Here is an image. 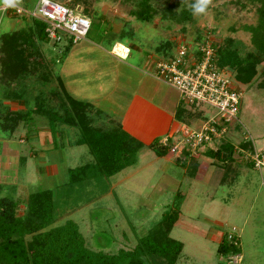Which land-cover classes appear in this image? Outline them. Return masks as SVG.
Returning a JSON list of instances; mask_svg holds the SVG:
<instances>
[{
    "label": "rangeland",
    "instance_id": "obj_1",
    "mask_svg": "<svg viewBox=\"0 0 264 264\" xmlns=\"http://www.w3.org/2000/svg\"><path fill=\"white\" fill-rule=\"evenodd\" d=\"M35 1L24 0L21 6L31 8ZM54 1L76 3L75 6L84 9L85 16L93 22L86 37L73 48H79L85 42L94 43L105 51L115 43L128 47L130 55L125 64L134 70V73L128 72L130 83L142 78L147 85L146 79L149 78L145 74L146 69L151 67L149 57L159 62L166 61L176 53L177 45H183L192 58L198 44L196 39L216 46L228 38L234 41L240 55L251 51L249 35L243 26L255 24V8L258 6L245 0H213L206 14L193 15L192 12L188 22L176 23L162 19L161 10L168 4L176 3L174 11L178 12L195 0H168L152 3V19L145 23L136 21L129 14L134 9V0L126 3L118 0ZM2 6L0 4V8ZM21 20L0 12V36L18 30ZM168 43L170 47L164 46ZM38 46L35 43L36 51L33 53H36L40 66L28 62L22 76H14L9 71L5 73L0 65V100L8 102L4 107L0 101V141H10L5 145L0 143V159L4 161L0 160V197L11 198L18 203V216L23 212V202L28 194L51 190L56 208V219L51 227L70 220L90 249L114 252L119 248L131 249L136 238L156 224L161 214L176 201L178 193L181 197L177 219L169 233L171 239L182 244L175 264H228L229 259L219 257L216 248L223 235L230 233L238 240L240 261L237 264H264V170L251 167L252 171L242 166L249 164V157L264 155V89L255 87L262 79L259 74L264 69V62L256 67L253 83H234L240 100L231 132L223 140L200 148L206 151L222 142L229 144L232 151L231 160L227 162L235 171L228 174L226 168L217 171L216 177L210 178L211 183H208L198 180L197 175H202L206 169L214 170L216 165L206 168L203 157L189 171L191 174L186 173L191 175L187 177L181 168L182 159L176 160L171 154L170 160L165 162L144 149L137 153L134 165L112 177L68 186L67 170L83 165L91 157L85 146L71 145L78 136L77 129L61 123L67 111L55 82L60 68L59 56L54 50L56 47L49 43ZM70 60L76 65L88 67H95L100 61L99 55L86 52ZM124 72H119V81L127 78ZM225 75L232 79L228 71ZM154 83L158 92L165 94L169 101L174 102L178 98L171 87L159 81ZM83 84L93 85L86 81ZM117 96L114 93L111 99L115 100ZM153 100L165 107L157 98ZM106 104L109 105V102L94 105L106 114L107 109L104 108L110 109L105 107ZM200 110L201 118L213 113L207 106H200ZM27 111L31 114L29 117L25 115ZM16 113L20 114L21 120L12 128L9 115ZM52 127L59 137L55 135L54 150L42 153V156L39 153L46 147L40 146L43 144L42 137L39 135L40 138L35 141L30 139L36 137L37 130ZM33 152H36L34 156ZM197 153L202 155L201 151H196L193 156ZM19 156L25 159L24 163L18 160ZM42 162L49 164V169L40 166L35 171V165ZM214 163L219 164L217 161ZM5 166L12 168L9 174L5 173ZM218 174H224L222 177L226 179L232 177L233 185L222 187L213 184ZM246 181L250 183L246 184Z\"/></svg>",
    "mask_w": 264,
    "mask_h": 264
},
{
    "label": "trees",
    "instance_id": "obj_2",
    "mask_svg": "<svg viewBox=\"0 0 264 264\" xmlns=\"http://www.w3.org/2000/svg\"><path fill=\"white\" fill-rule=\"evenodd\" d=\"M118 1L126 3L132 0ZM134 1L135 6L129 12L130 16L138 22L148 23L154 13L151 4L168 0ZM245 1L258 4L255 8V24L243 26V30L249 35L251 51L240 55L234 41L228 38L216 46L210 43L214 53V63L218 68L231 73L233 82L238 85L253 83L256 67L264 62V0ZM66 4L70 7L76 5L74 2H66ZM191 5L175 12L176 3L168 4L161 10L162 19H170L176 23L188 22L193 12ZM81 11L85 15V10ZM29 21L32 30L27 32L21 30L0 36L2 54L0 65L5 73L9 71L8 73L15 74L14 76H22L25 65L30 61L40 66L37 58L34 59L35 43H47V41L43 33V25L37 21ZM196 40L198 44L204 41ZM164 46L171 45L168 43ZM71 47L68 45L63 49L59 62ZM198 55L195 52V56ZM259 75L262 79L255 84V87L264 89V69ZM57 86L67 111L61 123L77 129L78 136L72 145L85 146L91 157L83 165L67 170V185L74 186L87 180L112 177L134 165L136 154L142 145L119 127L105 129L94 126L92 119L88 117L89 106L66 96L59 82ZM25 115L29 117L31 114L27 111ZM20 118L18 113L9 115L12 128L21 120ZM49 131L54 144L56 130L52 127ZM167 148L168 146H161L156 140L147 146L157 158L166 155ZM231 151V146L222 142L216 151L209 150L204 154L217 162L224 163L231 160ZM245 166L251 168L250 164ZM179 197L181 196L177 193L178 200L176 199L161 214L156 224L136 238L131 249L119 248L114 252L90 249L77 226L70 220L51 227L56 219L51 190L43 189L28 194L23 202L24 209L20 216L17 214L18 203L15 200L0 197V264H175L181 253L182 244L171 239L169 232L177 219ZM238 252L237 237L231 233V240H227L224 234L218 242L217 255L226 258L237 255Z\"/></svg>",
    "mask_w": 264,
    "mask_h": 264
},
{
    "label": "crops",
    "instance_id": "obj_3",
    "mask_svg": "<svg viewBox=\"0 0 264 264\" xmlns=\"http://www.w3.org/2000/svg\"><path fill=\"white\" fill-rule=\"evenodd\" d=\"M17 29L18 30H13L5 34H10L12 32L21 30L27 32L28 30H32V26L29 20L22 19ZM40 44L43 43H38L39 46ZM122 47L125 46L119 43H115L112 46L110 45L108 51H105L99 46L94 45V43L92 44L91 42H85L83 46H80L79 48H73L72 46L67 51L62 61L59 63L60 68L55 77L56 85L57 82H59L62 91L70 99L87 104L89 106L88 117L92 119V122L98 124L95 125L92 123L94 126L103 128V126L105 125V129L119 127L121 131H123L129 137H131L142 145V148L140 150H149L147 149V146L151 142L156 140L160 144V142L164 138L167 139L168 144L174 143L178 137V132L182 126H187L191 129H198L204 119L201 118L202 113H199L198 110H195L193 108L181 106L178 101V98L174 102H171V100L169 101L168 97L165 94H161L158 92L157 87L154 85V82L158 80L154 78L153 75L155 64L158 61L157 59H151L149 57V59L151 60V67L146 69L147 72L145 74L146 77L150 79H146L148 85L143 83L142 78V80H135L133 84L130 83V74L128 72L134 73V70H132L125 64V61L130 55V51L128 47H125V49ZM83 52H86L89 55H99L100 61L95 65V67H88L86 65H76L72 62V60H70L71 57L80 56V54H82ZM107 57H110L113 60ZM123 71H125L124 74L127 75V78H121V81H119V72ZM135 77L136 76H134L133 78L135 79ZM84 81H86L88 84L91 82L93 83V85H82ZM114 93L118 94L115 100L111 99ZM153 98H157L160 102H162V104H165V107L160 103L154 101ZM119 99L121 103H119ZM0 101L4 105V107L5 105H8V102L6 100L2 99ZM98 102H109V105L106 104L105 107L109 106L110 109H108L107 107L104 108L107 109L106 114L100 108L95 107L94 104ZM37 131L38 133L36 137L30 140H37L38 138H40L39 135L42 137L43 144H41L40 146L44 145L46 147L45 151H42L39 154L53 151L54 144L51 143L52 138L50 135V131L47 128L46 130L39 129ZM230 132L231 130L229 131V133ZM56 137L59 136L56 135ZM9 142L10 141H0V143H2L3 145ZM5 149L6 151L8 150V148ZM216 149H218V146H215L212 149H206V151H216ZM198 151H201L202 155H199L197 153L195 156H193L194 154H189L187 152H182L180 155L173 154L176 160L182 159V161L184 162L183 164H181V168L183 169V172L185 175H187V177H190L191 175H188L186 173H188L191 169L195 168L197 160L202 157L203 161H205V163L207 164L206 168L212 166L214 167V165H216V167L214 170L212 168V170L206 169L205 172L200 176L197 175L198 180H203L204 182L209 183L210 178H212L213 176L216 177L217 171L220 172L224 168H226L227 174L230 171H235V169L231 168V165H228V162H219V164H215V159L205 156V150L199 149ZM35 153L36 152H33V154H31L34 156ZM170 158L171 154H169L168 152L166 153V155L161 157V159L165 162L169 161ZM18 160L22 163L25 162V159L20 156L18 157ZM3 162L4 161H2V163ZM40 166H42L41 168L46 169L48 168L49 164H45L44 162L37 163L35 165V171H37ZM242 166L246 167L245 165ZM11 170L12 168H8L7 166H5V173L9 174ZM222 175L224 174H218V179L216 178L214 180L215 182L212 183H217L222 187L232 186V177H227L226 179V177L223 178ZM246 182V184L250 183L248 181ZM223 183L225 184L223 185Z\"/></svg>",
    "mask_w": 264,
    "mask_h": 264
},
{
    "label": "built area",
    "instance_id": "obj_4",
    "mask_svg": "<svg viewBox=\"0 0 264 264\" xmlns=\"http://www.w3.org/2000/svg\"><path fill=\"white\" fill-rule=\"evenodd\" d=\"M0 12L40 22L47 43L56 47L54 50L59 58L62 49L68 45L74 46L86 37L91 24L78 6L70 7L54 0H36L31 8L22 7L21 4L15 8L2 6ZM176 49L170 59L157 62L154 77L174 89L179 103L184 107L202 113L200 106H207L213 113L203 119L198 129L182 126L174 143L168 144L164 138L160 145L168 146V153L172 155H180L182 152L193 154L205 144L223 140L229 133L231 124L236 122L240 93L234 87L231 77L225 75L227 71L214 63L210 43L202 41L197 45L196 52L199 55L194 58L188 56L183 45H177ZM249 159L252 168L264 170V155L255 154ZM226 239L231 240V233L226 234ZM227 258L228 264L240 261L239 255Z\"/></svg>",
    "mask_w": 264,
    "mask_h": 264
},
{
    "label": "clouds",
    "instance_id": "obj_5",
    "mask_svg": "<svg viewBox=\"0 0 264 264\" xmlns=\"http://www.w3.org/2000/svg\"><path fill=\"white\" fill-rule=\"evenodd\" d=\"M23 0H0V4H2L5 8L9 7H18L22 4ZM213 4V0H195V2L191 5L193 15H202L206 14L209 6Z\"/></svg>",
    "mask_w": 264,
    "mask_h": 264
}]
</instances>
